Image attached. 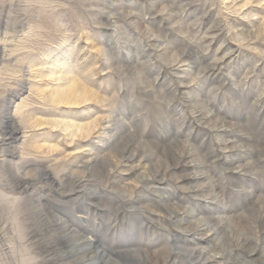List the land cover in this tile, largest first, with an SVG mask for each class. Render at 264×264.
Instances as JSON below:
<instances>
[{
    "label": "rangeland",
    "instance_id": "374dc122",
    "mask_svg": "<svg viewBox=\"0 0 264 264\" xmlns=\"http://www.w3.org/2000/svg\"><path fill=\"white\" fill-rule=\"evenodd\" d=\"M0 264H264V0H0Z\"/></svg>",
    "mask_w": 264,
    "mask_h": 264
}]
</instances>
